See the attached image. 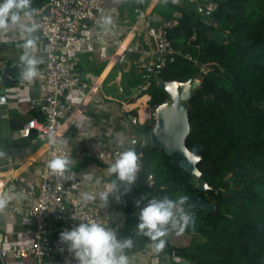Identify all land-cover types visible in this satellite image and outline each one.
Returning a JSON list of instances; mask_svg holds the SVG:
<instances>
[{
    "label": "trees",
    "instance_id": "16d2710c",
    "mask_svg": "<svg viewBox=\"0 0 264 264\" xmlns=\"http://www.w3.org/2000/svg\"><path fill=\"white\" fill-rule=\"evenodd\" d=\"M199 1L163 3L165 19L179 13L167 30L176 53L145 92L151 114L145 119L147 94L133 104L139 121L145 119L136 129L147 136L155 124L154 108L168 97L159 82L187 81L206 65L187 101L190 131L185 139L186 148L199 156L201 175L195 178L169 163V157H181L177 153L168 157L145 145L120 237L133 240L126 255L142 250L151 240L138 234L135 201L186 195L194 222L183 231L190 238L187 245H166L174 264H264V0H212L216 8L208 15L202 13L207 0ZM145 2L140 0V9ZM140 82L139 76L132 85ZM200 180L210 189L199 190ZM205 203H214L215 209H200Z\"/></svg>",
    "mask_w": 264,
    "mask_h": 264
},
{
    "label": "crops",
    "instance_id": "0c3cea01",
    "mask_svg": "<svg viewBox=\"0 0 264 264\" xmlns=\"http://www.w3.org/2000/svg\"><path fill=\"white\" fill-rule=\"evenodd\" d=\"M166 0H146L140 9V0L122 3L119 0H107L104 18L110 23L92 24L85 32L77 75L87 86L75 88L67 93L65 100L72 105V111L63 120V142L69 149H102L108 147H134L130 138L134 134L141 136L138 145H146L147 136L136 129L130 118L139 116V108L134 102L141 95H136V86L132 82L139 78L143 65L153 58V43L140 30L144 22L157 23L165 19L162 15ZM176 3L178 0H169ZM197 3L199 0H195ZM38 0H31L35 11L44 5H37ZM199 3H202L199 1ZM204 4V2H203ZM205 5V4H204ZM203 5V6H204ZM157 7V9H156ZM140 9L135 12L134 9ZM33 11V12H34ZM204 15L205 13L202 12ZM179 13L173 12L170 18L178 19ZM142 19L141 23L139 20ZM26 23H33L25 20ZM37 52L35 55L45 60L46 45L39 31ZM24 43L19 31L10 27L0 33V68L10 67V77H19V56ZM42 62V63H43ZM40 63L38 67L42 65ZM141 78V77H140ZM6 94V102L0 104V179L3 188L0 197L8 195L7 204L0 209V249H12L30 241L25 234L29 220L23 208L9 213L8 208L23 203L27 199L26 191L34 182L45 150L32 132L28 138L20 137L18 130L28 119L39 116L36 99L40 92L36 78L31 83L21 84L19 80L5 86L0 84V95ZM147 93H144L145 95ZM145 101V110L147 112ZM134 98V99H133ZM137 112V114H135ZM145 117V119L148 117ZM139 121L143 123L145 121ZM136 145L135 147H138ZM72 169L81 177L83 186L90 192L95 189L107 191L112 182L106 167L97 165L88 170V160L80 158ZM89 172V173H88ZM102 189V190H101ZM117 193L110 194L109 201L116 205ZM109 227H115L114 224ZM123 223L118 225L121 234ZM163 249L156 251L155 242L150 241L142 250L127 255L129 264H166L173 263L166 251V245H187L190 238L178 229H169ZM0 264H34L31 258H14L9 253L0 257Z\"/></svg>",
    "mask_w": 264,
    "mask_h": 264
},
{
    "label": "built area",
    "instance_id": "2783aa9c",
    "mask_svg": "<svg viewBox=\"0 0 264 264\" xmlns=\"http://www.w3.org/2000/svg\"><path fill=\"white\" fill-rule=\"evenodd\" d=\"M129 3L131 0H119ZM195 1V0H189ZM199 5V4H198ZM107 0H46L44 5L32 13V22L37 25L42 41L46 45L45 60L38 67L40 75L36 85L40 96L36 99L39 116L28 119L18 130L20 137L28 138L35 132L37 140L45 146L36 178L26 191L27 199L8 208L12 213L17 208L26 211L29 228L25 232L30 241L12 249H0V257L10 254L14 258H31L34 264H75L67 246L59 241V233L88 221H100L118 227L124 223V208L132 195L139 173L142 169V152L136 147H108L102 149H69L63 142L62 122L72 111V105L65 100L68 92L75 88H85L77 75L85 32L92 24L104 22ZM216 3L207 0L205 14L211 13ZM139 12L140 9H134ZM177 23L176 18L162 19L157 23L144 22L138 30L142 31L153 43V58L145 63L140 71L141 83L137 85L136 95H143L150 87L163 66L172 61L176 51L167 37V30ZM194 36L191 37L193 39ZM7 95H0V104L6 102ZM153 114V113H152ZM154 116V114H153ZM130 122L137 124L138 117ZM134 148L139 157L140 168L131 191L117 193L116 205L109 199L105 206L100 199V190L90 192L85 189L79 174L72 165L80 158L88 160V170L97 165L108 168L120 152ZM69 155L72 162L64 175L53 173L47 162L55 156ZM89 173V172H88ZM111 181H112V174ZM149 186L153 183L148 174ZM3 188L0 179V194ZM102 190V189H101ZM93 196L94 199H87Z\"/></svg>",
    "mask_w": 264,
    "mask_h": 264
},
{
    "label": "clouds",
    "instance_id": "9594fccd",
    "mask_svg": "<svg viewBox=\"0 0 264 264\" xmlns=\"http://www.w3.org/2000/svg\"><path fill=\"white\" fill-rule=\"evenodd\" d=\"M33 11L31 0H0V33L15 27L24 41L18 64L20 68L18 80L21 84L33 82L34 78L40 75L38 65L43 62L42 58L35 55L38 41L35 35L37 25L25 22L31 20ZM109 23L110 20L106 18L104 24ZM71 162L72 158L69 155L55 156L47 162V167L53 173L63 176ZM139 168V157L134 148L120 152L109 164L107 172L115 174L116 179L107 186V191L99 193L105 206L110 194H126L131 191ZM119 198L116 196L117 200ZM87 199L94 197L88 196ZM187 200L188 197L182 195L177 199L164 196L159 199L145 197L143 200L135 201L139 210L136 225L138 234L155 242L153 247L156 251L164 248V238L170 228L183 232L194 222L192 213L185 207ZM7 201V194L0 197V209ZM118 232V227H109L105 222H81L61 231L59 241L67 246V251L75 264H129L125 250L133 247V240L131 237H120Z\"/></svg>",
    "mask_w": 264,
    "mask_h": 264
},
{
    "label": "water",
    "instance_id": "95a60500",
    "mask_svg": "<svg viewBox=\"0 0 264 264\" xmlns=\"http://www.w3.org/2000/svg\"><path fill=\"white\" fill-rule=\"evenodd\" d=\"M18 77H10V67L4 66L0 68V84L8 86L17 81ZM193 78L187 81H160L159 87L167 93L168 101L156 106L153 110L155 124L149 132L150 146L162 150L164 153L172 155L177 153L182 157L181 167L188 173L200 177V171L196 168V162L199 156L190 152L185 146V139L190 131L187 117V101L192 95L190 84ZM191 83H190V82ZM189 82V83H188ZM200 83V81H199ZM199 83L197 87L199 86ZM148 115L151 109L147 107ZM141 136L134 134L130 138L133 146L138 145ZM137 151H142L144 145H138ZM199 190L206 191L210 186L200 180L197 185ZM202 210L209 211L215 209L214 203H205L199 206ZM174 264V263H166Z\"/></svg>",
    "mask_w": 264,
    "mask_h": 264
},
{
    "label": "rangeland",
    "instance_id": "374dc122",
    "mask_svg": "<svg viewBox=\"0 0 264 264\" xmlns=\"http://www.w3.org/2000/svg\"><path fill=\"white\" fill-rule=\"evenodd\" d=\"M198 3H199V1H198ZM206 68V65H203L200 69H199V71H201V70H204ZM199 71L195 74V76L193 77V80H192V84H190V91H194L196 88H197V85H198V83H199V79H198V73H199ZM190 82V81H189ZM188 82V83H189ZM191 83V82H190ZM134 99V98H133ZM169 100V97H167V99L165 100V101H168ZM147 107H149L148 106V104L146 103V108ZM134 114V113H133ZM132 114V116H134ZM135 114H137V112H135ZM147 140H148V142L146 143V145L147 144H150V138H149V134L147 135ZM164 153V152H163ZM165 155H168V157L170 156L169 154H166V153H164ZM181 161H182V158L181 157H169L168 158V162L169 163H174V164H177V165H179V166H181Z\"/></svg>",
    "mask_w": 264,
    "mask_h": 264
},
{
    "label": "bare ground",
    "instance_id": "6f19581e",
    "mask_svg": "<svg viewBox=\"0 0 264 264\" xmlns=\"http://www.w3.org/2000/svg\"><path fill=\"white\" fill-rule=\"evenodd\" d=\"M142 19L139 20V23L136 25V27L141 23ZM193 83V82H192ZM64 127H61V131H63Z\"/></svg>",
    "mask_w": 264,
    "mask_h": 264
}]
</instances>
